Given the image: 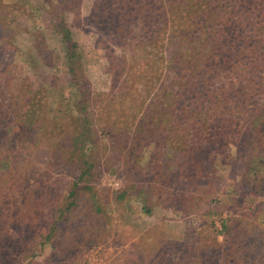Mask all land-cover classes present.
<instances>
[{
  "label": "trees",
  "instance_id": "obj_1",
  "mask_svg": "<svg viewBox=\"0 0 264 264\" xmlns=\"http://www.w3.org/2000/svg\"><path fill=\"white\" fill-rule=\"evenodd\" d=\"M79 7L43 0L28 18L47 12L48 22L34 30L17 18L23 5L0 0V213L21 203L30 223L43 211L29 203L33 160L74 173L52 221L36 217L18 248L0 233V264H33L17 257L33 259L35 246L59 252L63 229L81 234L82 219L90 225L73 248L114 239L127 246L124 264H264V0H94L87 23L117 88L112 105L97 107L64 19ZM34 62H53L66 80L37 70L33 82ZM103 175L122 177L121 187L100 188ZM216 186L220 198L206 193ZM155 195L183 221L179 235L131 216L155 215Z\"/></svg>",
  "mask_w": 264,
  "mask_h": 264
},
{
  "label": "rangeland",
  "instance_id": "obj_2",
  "mask_svg": "<svg viewBox=\"0 0 264 264\" xmlns=\"http://www.w3.org/2000/svg\"><path fill=\"white\" fill-rule=\"evenodd\" d=\"M19 2L24 6L23 16L17 17L21 22L27 23L30 25L31 29L41 28L45 22H48L47 12L41 13V15L36 14L35 17H32L29 20V15H33L30 10L34 9L38 4L42 3L43 0H7V3ZM69 0H51L57 5H61ZM94 0H80V7L77 11L80 16L76 15L73 12H65V22L71 26L76 40L81 44V51L84 54V62L88 71V78L91 82L93 89V103L97 106H109L112 105V100L114 98L115 89L112 86L111 82V63L109 61V54H105L103 51L104 48L100 46L99 35L94 31L91 23H87L89 20V11L93 5ZM68 4V3H67ZM68 6V5H67ZM28 12L31 14L28 15ZM35 12V11H34ZM27 14V15H25ZM81 17V18H80ZM5 19L2 20V22ZM44 28V27H43ZM32 30V31H34ZM44 33V36L50 42H54V37H52L48 30L43 31L37 30V34ZM114 58L118 57L119 54H113ZM7 60L18 61V54L12 53L6 56ZM34 69H30L29 75L33 82H37L36 72L42 74L43 76H58L62 80H66V77L60 66H55L53 62L47 63L44 67H39L34 62ZM56 93H53L54 97ZM33 171L31 181H26L27 186L31 192L32 197L29 201L31 208L37 204H41L43 211H33L29 214L31 222H23L21 216L24 211H21V203L17 204L14 202H7L3 205L2 212L0 213V233L4 236L8 233L10 235V243L7 241L4 243V246L8 249L11 247L18 248V241L23 238H28L30 236L29 228L31 231L33 229V223L38 217V222L41 223V226L47 225L50 218L55 214L54 212L58 210L60 206H64L65 192L68 191L69 184L71 185L74 180V173L72 169L67 167L68 165H61L58 162V159L54 162L50 157L42 158V160H33ZM122 177L118 176H107L103 177L98 181V186L106 190H116L121 187ZM24 187V186H23ZM22 187V188H23ZM21 188V189H22ZM221 186H216L212 190H207V194H213V198H220L222 195L219 190ZM67 189V190H66ZM219 190V191H218ZM12 191H14L12 189ZM157 195L152 198V203L155 206H158V212L153 216L144 215L140 209H134L131 213V216L142 222L143 228H148L149 226L160 223L161 221L165 224L166 231L174 236L179 235L183 230L182 225L183 221L171 211H168V203L161 200V197L157 199ZM17 202L22 201V195L17 194ZM39 201L38 203L36 201ZM214 205V204H213ZM17 209V210H16ZM6 210H9L7 212ZM5 212V213H4ZM3 214H9L7 217H4ZM13 215L15 217H13ZM226 214H224L225 216ZM49 218V220H48ZM214 219L218 218L216 216L212 217ZM52 221V220H51ZM36 223V224H37ZM76 228L83 227L82 233L88 230L90 225L89 220L84 221L82 219L76 224H73ZM40 226V225H39ZM216 227L219 230H222L221 222H216ZM164 228V229H165ZM64 239L63 244L59 252L53 253L52 248L46 245L43 249L39 246L36 247L37 256L30 260V258L17 257L18 261L21 263H28L33 261V264H85L88 260V264H124L125 249L127 246H123L117 240L110 239L106 244H85L82 248H73L74 239H77L81 234L77 229L72 231L68 228L63 229ZM74 232V234H72ZM222 240V238L220 239ZM33 246V248H34ZM73 248V249H72ZM69 251V252H68ZM124 259V260H123Z\"/></svg>",
  "mask_w": 264,
  "mask_h": 264
}]
</instances>
